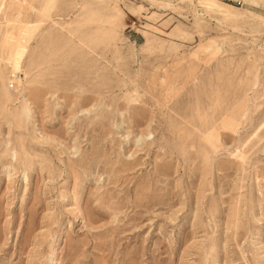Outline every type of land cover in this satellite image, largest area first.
<instances>
[{
    "label": "rangeland",
    "instance_id": "obj_1",
    "mask_svg": "<svg viewBox=\"0 0 264 264\" xmlns=\"http://www.w3.org/2000/svg\"><path fill=\"white\" fill-rule=\"evenodd\" d=\"M0 264H264V0H0Z\"/></svg>",
    "mask_w": 264,
    "mask_h": 264
},
{
    "label": "bare ground",
    "instance_id": "obj_2",
    "mask_svg": "<svg viewBox=\"0 0 264 264\" xmlns=\"http://www.w3.org/2000/svg\"><path fill=\"white\" fill-rule=\"evenodd\" d=\"M225 6H227V5H225Z\"/></svg>",
    "mask_w": 264,
    "mask_h": 264
}]
</instances>
